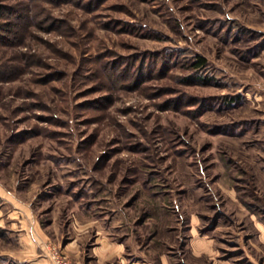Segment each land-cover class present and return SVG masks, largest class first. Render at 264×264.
Wrapping results in <instances>:
<instances>
[{"label":"rangeland","instance_id":"rangeland-1","mask_svg":"<svg viewBox=\"0 0 264 264\" xmlns=\"http://www.w3.org/2000/svg\"><path fill=\"white\" fill-rule=\"evenodd\" d=\"M0 182V264H83L51 217L264 264V0H0Z\"/></svg>","mask_w":264,"mask_h":264},{"label":"crops","instance_id":"crops-1","mask_svg":"<svg viewBox=\"0 0 264 264\" xmlns=\"http://www.w3.org/2000/svg\"><path fill=\"white\" fill-rule=\"evenodd\" d=\"M0 191L6 192L10 196L12 195V190L5 188L1 182ZM27 221L31 222V224L24 225L23 234L27 240L26 246L31 248L29 251H32L38 242V235L45 234L35 217L28 218ZM83 221L78 220L76 223L77 227L75 229L70 228V232L67 231L68 234L63 237V234H54V221L51 217L50 238L53 237L58 242L60 241L63 248L70 252V254L78 255L83 264H152L151 257L143 249L136 248L134 250L136 245L130 244L126 233L113 228V225L114 227L116 226L114 223L111 224V229L108 226L104 229V227H98V224L93 223L95 227H92L91 222ZM191 232L193 233V230ZM86 234L90 238L87 249H85L82 241V238ZM193 235L195 234H192L190 245L193 248L192 250L197 252L199 238ZM260 235L264 239V228L260 230ZM156 260V264H167L168 261L165 254H157Z\"/></svg>","mask_w":264,"mask_h":264},{"label":"built area","instance_id":"built-area-1","mask_svg":"<svg viewBox=\"0 0 264 264\" xmlns=\"http://www.w3.org/2000/svg\"><path fill=\"white\" fill-rule=\"evenodd\" d=\"M48 260L49 264H82L74 258H69L66 254L60 253L52 245L48 244Z\"/></svg>","mask_w":264,"mask_h":264},{"label":"trees","instance_id":"trees-1","mask_svg":"<svg viewBox=\"0 0 264 264\" xmlns=\"http://www.w3.org/2000/svg\"><path fill=\"white\" fill-rule=\"evenodd\" d=\"M204 63V58L201 55L195 56L194 60H193V65L194 66H199L202 65Z\"/></svg>","mask_w":264,"mask_h":264}]
</instances>
